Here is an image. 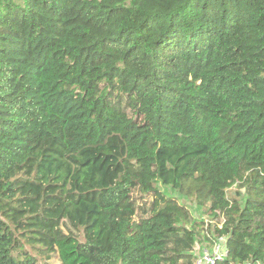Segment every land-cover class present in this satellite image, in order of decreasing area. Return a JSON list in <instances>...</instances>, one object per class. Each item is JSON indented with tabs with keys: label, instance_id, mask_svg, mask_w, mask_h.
I'll list each match as a JSON object with an SVG mask.
<instances>
[{
	"label": "trees",
	"instance_id": "trees-1",
	"mask_svg": "<svg viewBox=\"0 0 264 264\" xmlns=\"http://www.w3.org/2000/svg\"><path fill=\"white\" fill-rule=\"evenodd\" d=\"M222 237L215 264H264V0H0V264H197Z\"/></svg>",
	"mask_w": 264,
	"mask_h": 264
},
{
	"label": "rangeland",
	"instance_id": "rangeland-1",
	"mask_svg": "<svg viewBox=\"0 0 264 264\" xmlns=\"http://www.w3.org/2000/svg\"><path fill=\"white\" fill-rule=\"evenodd\" d=\"M123 108H125V104L124 102L122 103ZM128 110V108L126 109ZM246 175V170L243 169L242 171V179H244ZM241 179V180H242ZM238 183L240 182H235L232 183L229 188H228V194L230 196L236 197L239 204H242L247 196L246 193V189L245 187H238ZM157 186H158V190H159V194L158 197H171L173 199L176 200V202L180 203V204H185L188 206L189 212L191 214L192 221L193 220H204V225H203V229L200 230V233H207L208 232V222H212L213 224L216 222L218 227L221 226V223L224 221L223 215L220 214L219 216L215 217V218H208L207 214L204 212L206 206H204L205 204H199L197 202L191 201L190 199H188L183 193L174 190L173 188L169 187V186H164L162 185L160 182H157ZM238 190L239 194L236 193V191ZM138 196L137 193H133L132 197L135 201L139 202V203H143L146 202V208H148V206L150 205V203L152 202V200H154V196L151 195L149 197H147V199L144 201H140L139 199H137L136 197ZM159 199V198H158ZM149 204V205H148ZM67 222V221H64ZM191 225V224H190ZM189 226V225H188ZM63 230L67 233L69 230H74L70 225H68V223L64 224L62 226ZM77 231L74 230V233H76ZM82 235V233H80V236ZM227 238L222 237L219 238L217 241H213L211 242V244H209V242L207 240L203 239H198V242L194 245V252L197 254L198 259L202 258L205 254L206 255H216L218 258H223L226 254V248H227ZM216 248H219V253H216ZM47 263L48 264H60V261L58 260V256L55 252H53L50 257L47 259Z\"/></svg>",
	"mask_w": 264,
	"mask_h": 264
},
{
	"label": "built area",
	"instance_id": "built-area-1",
	"mask_svg": "<svg viewBox=\"0 0 264 264\" xmlns=\"http://www.w3.org/2000/svg\"><path fill=\"white\" fill-rule=\"evenodd\" d=\"M216 253H219V248H216ZM217 259H220V257L218 258L216 255H204L202 258L197 260V264H215V261Z\"/></svg>",
	"mask_w": 264,
	"mask_h": 264
}]
</instances>
